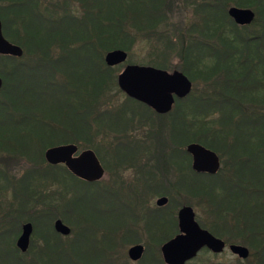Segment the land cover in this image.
I'll list each match as a JSON object with an SVG mask.
<instances>
[{
  "label": "trees",
  "instance_id": "1",
  "mask_svg": "<svg viewBox=\"0 0 264 264\" xmlns=\"http://www.w3.org/2000/svg\"><path fill=\"white\" fill-rule=\"evenodd\" d=\"M6 2V15L0 16V20L4 29L15 27L23 33L24 39L15 42L24 54L20 76L16 59L4 58L1 63L10 72L0 67L5 88L3 94V87L0 91V144L22 146V157L34 163L33 176L28 171L12 184L17 182L13 188L14 199L19 197L16 210L38 206L36 217L29 219L34 227L37 224L34 239L40 243L38 264H129L125 255L118 256L117 247L133 242L128 237L137 233L121 227L126 221L120 215L118 226L109 222L112 217L101 216L92 197L97 194L90 193L96 183H86L64 167L48 165L44 149L53 145V140H63L60 134L71 131L81 136L73 140L81 141L75 144L79 149H92L98 156L100 142L105 143L109 133L118 136L126 131L128 116L121 109H113L110 101L119 94L126 101H134L118 89L119 67H108L104 55L114 49L130 52L144 36L160 48L150 45L149 56L138 64L175 69L167 67L168 55L152 50L162 48L169 53L177 47L182 65L178 71L194 84L201 83L209 89L195 93L193 86L192 92L179 101L182 107L178 120L175 114L170 118L173 125L168 142L176 148L171 150L170 143L164 145L168 155H163V161H176L177 153L183 174L172 194L187 191L204 201L211 221L199 225L226 244L248 248V258H236L235 264H264V0H212L193 5L192 16L179 29L177 40L170 39L175 34L171 25L160 33L156 30L167 18V0H52L44 6L40 0L36 5L31 0ZM72 4L79 6L77 14ZM34 6L38 13L35 21ZM230 6L253 8V22L236 25L227 14ZM21 10L27 20L18 25ZM6 77L11 87L6 86ZM16 109L20 126L16 125ZM54 114L68 118V126L50 127L44 117ZM19 130L21 135L17 134ZM100 130L102 141H97ZM34 141L39 142L41 149L32 153L28 149L34 147ZM191 143H198L220 157L222 167L216 175L192 170L186 152ZM127 154L131 153L120 157ZM156 189L159 188L151 186L152 191ZM66 195L72 215L82 225L75 228L71 239H64L49 223L54 203L58 199L63 201ZM161 208L149 209L145 224L146 246L154 240L158 247L156 256L150 260L142 258L138 264H164L159 248L174 236L177 218L174 210L161 214ZM119 209L126 214L131 208L124 203ZM36 219L46 223L40 225ZM200 258L197 256L187 264H195ZM200 261L223 264L212 262L209 255Z\"/></svg>",
  "mask_w": 264,
  "mask_h": 264
},
{
  "label": "rangeland",
  "instance_id": "2",
  "mask_svg": "<svg viewBox=\"0 0 264 264\" xmlns=\"http://www.w3.org/2000/svg\"><path fill=\"white\" fill-rule=\"evenodd\" d=\"M51 1L52 0H40V2L43 3V6L46 5L47 2L50 5L51 3H53ZM57 1L62 2V0H57ZM172 1L173 0H167L166 2L167 4L166 10L168 12L167 18L165 22H162L160 23V25H158L156 30L158 33H160V31H164V29H166V26L168 28V25H171L173 26V28L175 27V29L173 30L175 34L171 35L170 39L177 40V38L180 36V33H181V32L179 33V29H183V27L186 24H188V19H190V17L192 16L193 5L195 6L202 1L206 2V1H212V0H174V3ZM72 9L76 14L80 11L78 5L72 4ZM249 9H251L254 12L253 8H249ZM4 20H5V24L8 23L7 19H4ZM9 27L5 26V29L3 27V33L6 32L10 34V36H7L4 33V36L7 39H13L16 42L17 41L21 42L20 40L24 39L23 33L21 32L18 33L15 27L14 28L13 27L9 28ZM150 45H155L156 47H158V49L160 48L157 43L155 42L151 43V39H148L147 36H144V38L142 39H138L137 42H135V44H133V46L131 47L130 52H126L128 55L127 61L123 65L118 66L119 67L118 72H120L126 64L150 66L146 64L137 63L139 61H143L149 56L150 51H151ZM152 52L156 54L163 53L165 55H168L169 56L167 60L168 68L175 67V69L178 70L177 68L182 66L181 59L179 57L180 52L177 51V47H176L175 52L168 53L162 48L159 51L152 50ZM1 69H3L4 71L10 72V69H5L3 68V66ZM165 70L172 71L173 69H165ZM9 77L10 79L12 78L11 76ZM6 78L8 81V77ZM188 80L192 83V90H193V86H195L194 87L195 93L196 92L202 93L203 91L205 93L209 92V89L206 87L204 88L203 84L201 83L194 84L189 78ZM5 84L6 86L8 84L11 87L10 81L6 82ZM4 90L5 88L3 87L2 94L4 93ZM37 90L39 91V89H36L35 91ZM126 100L127 99L122 94L116 95V97L114 96L113 98H111L110 102H111L112 108L121 109L123 112H125V114L128 116L129 123H128V127L126 131L119 134L120 135V136L118 135L119 137L116 136V133H109L108 134L109 137L106 139L105 143H102L101 148H100V154L96 156L98 159L101 160L103 164L106 165L105 167L102 164L107 174L99 183L96 182V185L94 187H91L92 189L90 193L97 194V195H93L92 197L95 198L94 202L95 203L97 202L96 207H98V212H100L101 216H105V218L107 217L111 218L114 216L115 218L110 219L109 222L115 225L112 222L114 221L115 223H117L116 224L117 226L119 225V223L121 224V222H118L119 221L118 219L121 216V218H124V220L126 221V223H124V221L122 222L121 227L124 226L126 228H129L133 232L137 233L136 235L137 238L136 236H133V235H130L128 237V240L134 239V240H131L133 242L131 243L129 242V244L125 245L124 247L116 246L118 256L123 257V255H125V257L128 259L127 257L128 247L134 244H141L144 246V249H145V252L142 258L143 259L148 258L150 260L151 258L156 256L155 251L157 252L158 247L154 240L151 241V243L147 244L148 247L146 246L145 242L148 239L147 238L148 234L145 229V226H146L145 224L147 222V215L144 221L142 218H138V214L139 213L143 214L144 210L145 212L148 213L149 209L157 208L156 200L159 197L164 196L168 199L167 203L161 209H159L160 210L159 212H161V214H166L168 211L171 212L172 210H174L177 216L176 212L178 211V209H180L183 205H187V206H191L192 209L194 210L195 220L197 221L198 224H202V225L209 224L211 220H208V215L206 214V204L204 203V201L200 200L198 197L192 194H189L187 191H184V194H182V192L180 191L178 192L179 194L177 193V195L172 194V192L176 190V183L180 176L175 175L173 172L169 171L168 162L163 161V155L164 154L168 155V152H166V146L164 145L168 146L170 143V146H173L171 142H168L170 140L169 136L172 135L171 130H172L173 123L170 122L169 118L165 120L161 118L160 116H157L154 113L147 111L144 106L137 105L135 102L126 101ZM179 103L180 105L178 104V106L182 107L181 106L182 103L181 102ZM54 115H57L58 117H54ZM54 115L53 117L51 116V118L47 116L44 117L46 123L50 124V127L62 129L64 125L68 126V118L66 119H64L65 117L59 118L58 114H54ZM58 132H60V130ZM77 134H74L71 131L63 134L64 136L60 134L63 137L62 138L63 140H53L52 141L53 145H49L46 148L53 147V146H59V145H67V144L78 145V143H81V141H78V143H74L73 141V140L76 141L78 139H81V136ZM97 138H98L97 139L98 141L100 137H97ZM33 144H34V147L37 146L36 149L38 151L41 149V147H38L39 145L38 141H34ZM159 144H162V147H160ZM133 146H134V153H131L130 148H132ZM116 147L117 149L119 148L121 153H119V151L118 152L116 151ZM33 149L34 148H29L28 150H31V152L33 153ZM106 149H109L110 152H107ZM125 152H130L132 155L130 154V156H128L127 154V157H123V158L120 157V154H124ZM226 158L227 156H224L223 161H225ZM116 160L120 161L121 163H123V161H126L127 163L136 162L138 164L148 163L147 172L149 173V195L146 198V202H143L141 204L139 202L137 204L134 197L132 196L133 194L130 195L129 187L127 185L122 186L119 184L121 181L128 183L129 179L132 177V171L131 170L123 171L122 166L116 167V169H114L113 162H115ZM33 166H34V163L27 162L24 159V157L22 161L13 162L11 165L1 164L0 166V210L1 209L3 210L12 209L13 211L16 210L17 204L15 203V201L19 200V197L15 199L13 197L14 184L17 183L16 181L20 180L21 176L27 173L28 171H30V175L33 176V172H34L32 171ZM221 167H222V164H220V168ZM111 172L113 173L112 175L116 177L119 183L116 182L113 184L111 182V178H112ZM178 173L182 174V170L181 171L179 170L177 174ZM120 174H123V178L117 177V175H120ZM6 177H10L11 180L10 179L8 180V178L5 179ZM13 179L16 180L14 184H12V182L14 181ZM152 185L158 187L159 189L152 191L151 190ZM61 203H62L61 201L60 203L56 201V203L54 204L59 205ZM124 203L130 206L131 208L129 209L130 211L128 213L126 212V214L123 213L122 209L121 210L119 209V206H123ZM11 206L13 208H11ZM116 207H117V210L115 211ZM59 209L62 210V208H59ZM66 209H67V214L66 216H64V219L66 220H63L60 217L58 218L61 219L63 223L66 226H68L72 231L71 234L63 238L66 239L68 237V239H71L74 236L75 228L81 227L82 225H81V221L77 220V218L74 217L75 214L72 215V211L70 210V207L69 208L66 207ZM37 210H38V206L35 207V209L33 208H31L30 210L27 209L29 213L27 212L22 213L21 216L20 214H18V217H14L13 219L17 218V221L22 222V223L31 222L29 221V219H32V216L37 213ZM51 210H56L54 205L51 208ZM68 210L70 211L68 212ZM17 211H19L20 213L22 212V210H17ZM49 215L51 216V212H49ZM18 218L20 219L18 220ZM54 218H52V220H54ZM1 220L2 219H0V221ZM36 220H37V223L39 222L40 225L46 223L44 219H36ZM52 220L49 223H52ZM6 223L7 222H4L2 224L0 223V226L3 227V224H6ZM77 223H79L80 225ZM36 225L37 224H35V227ZM35 227L33 226V234H32L34 243H35V239H34ZM37 227L40 228L39 226ZM98 231H99V228H98ZM166 231L167 232L170 231V227L166 228ZM177 233H178V228L176 224V229L174 230L173 235L175 236ZM117 240H118V237H117ZM37 246L40 247V243L37 244ZM159 251H160V248H159ZM208 255L212 262L223 263V264H235L236 258H237L236 256L232 255L228 249H225L223 253L217 254V255H213L211 253L206 255L205 251H201L198 255V258L200 257L201 258L197 260L195 264H198L199 262H201L200 260L205 259L206 257H208ZM160 257H161V254H160ZM128 261H129V264H138L137 262H132L129 259Z\"/></svg>",
  "mask_w": 264,
  "mask_h": 264
},
{
  "label": "water",
  "instance_id": "3",
  "mask_svg": "<svg viewBox=\"0 0 264 264\" xmlns=\"http://www.w3.org/2000/svg\"><path fill=\"white\" fill-rule=\"evenodd\" d=\"M228 16L238 26H247L255 18V13L249 8L231 6L227 10ZM0 54L21 56L20 47L9 43L2 34L0 23ZM127 53L120 49L108 51L104 55V63L108 67H115L125 63ZM2 81L0 79V89ZM117 87L127 97L141 102L159 114L170 110L174 97L184 98L192 90V83L180 71L168 72L152 66L125 65L117 76ZM77 148L74 145L52 147L45 151L44 158L48 164H64L65 167L80 180L96 182L103 177V169L94 153L88 149L74 156ZM186 152L192 158L191 168L197 173H214L220 167L218 155L198 143L187 145ZM167 203L166 197L156 200V205L162 207ZM178 233L164 242L160 247V254L164 264H186L194 259L202 249L212 254H221L226 248L237 258L244 260L249 256L247 247L226 243L199 226L195 220V213L191 206L183 205L177 212ZM55 232L62 236L70 233L68 226L61 220L53 224ZM32 233V225L22 226V233L17 240V247L25 251ZM144 252V246L135 244L128 248L127 257L132 262L139 261Z\"/></svg>",
  "mask_w": 264,
  "mask_h": 264
},
{
  "label": "flooded vegetation",
  "instance_id": "4",
  "mask_svg": "<svg viewBox=\"0 0 264 264\" xmlns=\"http://www.w3.org/2000/svg\"><path fill=\"white\" fill-rule=\"evenodd\" d=\"M31 1H32V3H34V5H36L37 0H31ZM20 6L21 7L23 6L22 3H20ZM6 9H7V2H6V0H0V16H5ZM37 15H38L37 8H36V6H34V11L32 12V16H33L32 19L34 21L37 19ZM24 20H27V19H24V15L22 14V10H21L20 15H19V19H18V25H22V23L24 22ZM0 23H1V26H2V34L4 36V33H3V23H2L1 20H0ZM4 38L9 43H11V44H13L15 46L20 47L21 50H22V55L21 56H11V55H2V54H0V67L2 68L1 63H3V59L4 58H5V60H7V59H16L17 69L19 71L18 74L20 76L21 73H22V71H21V69H22L21 63H22V57H23L24 51H23L22 47L20 45H18L13 39H7L5 36H4ZM3 68H5V67L3 66ZM5 69H7V68H5ZM47 69H50V68L48 67ZM158 69H160V68H158ZM162 70H165V69H162ZM174 70H176V69H173L172 71H174ZM172 71H168V72H172ZM0 79L2 81V86H1V89H2L4 82H3V79H2L1 76H0ZM1 89H0V91H1ZM184 98L174 97V102H173L170 110L168 112H166V113H163V114H159V113L155 112L153 109H151L150 107H148L147 105H145V104H143L141 102H138V101H136L134 99H133V101L137 105L144 106L147 111L152 112L155 115L160 116L161 118H163L165 120L168 119V118L170 119V117L172 118V115L173 114H175V120H178V115L181 113V109L178 106V104L180 105L179 101L182 100V99H184ZM16 107H20L19 104H17ZM17 111L18 110L16 109V115L14 114V116H15V119H16V121L18 123L16 125L17 126H20L21 125V120H20L21 118H20V114ZM1 122L2 121L0 120V123ZM67 132H69V131H65V133H67ZM17 134H20L21 135L22 134V131H20V130L17 131ZM0 136H1V134H0ZM119 136H117V137H119ZM97 137H100V141H102V137H103L102 130L98 131V136ZM100 143H103V141L100 142ZM67 145H74V146H76L75 144H67ZM59 146H64V145H59ZM53 147H58V146H53ZM32 148H34L33 149V152H36L37 151L36 147H32ZM49 148H52V147H49ZM49 148H46L44 150V153ZM76 148H77V150H76L74 156H78L79 153H81L82 151H84V150L79 149L78 146H76ZM172 148H176V147L171 146V150H172ZM22 150H23L22 146L16 145V146H9V147H7V146H4L3 144H0V166H1V164L11 165L13 162H17V161L20 162V161H22L23 160V157L21 155L22 154ZM85 150H88V149H85ZM29 151H31V150H29ZM116 151L117 152L120 151L119 148L117 149V147H116ZM130 151H131V153H134V146L132 148H130ZM179 156L180 155H177V153H176L175 154V157H174V160H176V161H174V162L168 161L169 171L170 172H173L175 175H178V176L181 175V173H178L177 174V172H179V170L181 171V165H180V162H179ZM44 160H45V158H44ZM98 161H99V163H100V165H101V167L103 169L104 174H103V177L100 180L96 181L97 183H99L106 176V174H107L106 173V170L104 168V166L106 167V165L103 164L100 159H98ZM219 161H220V164H221L220 157H219ZM147 164H144V163L138 164L136 162H132V163L129 162V163H127L126 161H123V163H121L120 161H117V160L115 162H113V168L114 169H116V167L122 166V170L123 171H126V170H131L132 171V177L129 179L128 183H125V182H122V181L119 183L118 180L116 179V177H114L112 175L113 173L111 172V175H112L111 182L113 184L117 182V183H119L122 186L127 185L129 187L130 195L133 194L132 196L134 197V199H135V201H136L137 204L139 202H140V204L143 203V202H146V198L149 195V173L147 172V170H148L147 169L148 168L147 167ZM191 164H192V158H191ZM48 165H50V166H61V167H64L67 170V172L69 174H71V172L65 167L64 164L58 163V164H48ZM219 170H220V167L214 173H198V174L216 175L219 172ZM117 177L123 178V174L117 175ZM7 178H8V180L9 179L11 180L10 177H6L5 179H7ZM96 182H91V183H96ZM88 183H90V182H88ZM161 197H164V196H161ZM67 199H68V195H66V197H64L63 201H61L62 202L61 204H59V205L54 204V207L56 208V210H52L51 211V216L50 217L54 218V217H58V216H61V217L66 216V214H67L66 207L69 208V204L67 203ZM57 201L60 203V199H58ZM59 208H62V210L59 209ZM116 210H117V207H116L115 211ZM69 211L70 210H68V212ZM26 212L29 213V211H22L20 213L19 211H17V210L13 211L12 209H7V210L6 209L5 210L1 209L0 210V219H2L0 221V223L2 224L4 222H7L6 224H3V227L0 226V264H38V258H37V256H38V246H37V244L34 243V240L32 238V234H33V225H32V222L22 223V222L17 221V218L16 219H13L14 217H18V214H20V216H21L22 213H26ZM36 214H34L33 217H36L35 216ZM146 215H147V212H145V210H144L143 214H140V213L138 214V218H142L145 221ZM112 218H115V217L113 216ZM56 220H61V219L54 218V220L52 221V223L54 224V222ZM112 222L115 224L114 221H112ZM26 223H30L32 225V233H31L30 238H29V244H28L27 249L25 251H22V250H20L17 247V240H18V238L20 237V235L22 233V226L24 224H26ZM62 223H63V221H62ZM53 224H52V226H53ZM69 234H71V229H70V233ZM2 235H4L5 237H1ZM204 250H207V249H202V251H204ZM144 252H145V249H144ZM144 252H143V255H144Z\"/></svg>",
  "mask_w": 264,
  "mask_h": 264
}]
</instances>
